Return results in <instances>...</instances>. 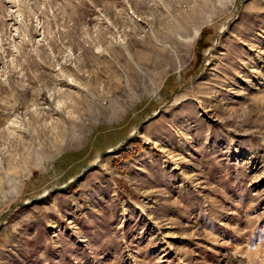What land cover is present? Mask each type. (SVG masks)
Here are the masks:
<instances>
[{"label":"rangeland","instance_id":"obj_1","mask_svg":"<svg viewBox=\"0 0 264 264\" xmlns=\"http://www.w3.org/2000/svg\"><path fill=\"white\" fill-rule=\"evenodd\" d=\"M0 264H264V0H0Z\"/></svg>","mask_w":264,"mask_h":264},{"label":"trees","instance_id":"obj_2","mask_svg":"<svg viewBox=\"0 0 264 264\" xmlns=\"http://www.w3.org/2000/svg\"><path fill=\"white\" fill-rule=\"evenodd\" d=\"M207 35V32L206 31H203L202 32V37H201V39L199 40V42H198V44H197V58H199V57H201V53H202V48H203V46H202V39H203V36H206ZM198 70V68H196V66H195V64L193 63V66H192V68L190 69V71L189 72H192V71H195V70ZM176 87V86H175ZM174 87V88H175ZM173 88V89H174ZM174 92V91H173Z\"/></svg>","mask_w":264,"mask_h":264}]
</instances>
